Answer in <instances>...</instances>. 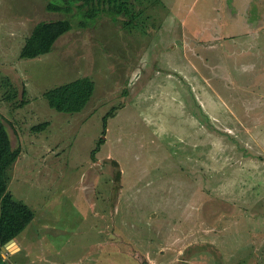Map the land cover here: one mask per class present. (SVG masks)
Listing matches in <instances>:
<instances>
[{"label":"rangeland","instance_id":"1","mask_svg":"<svg viewBox=\"0 0 264 264\" xmlns=\"http://www.w3.org/2000/svg\"><path fill=\"white\" fill-rule=\"evenodd\" d=\"M60 2L0 0L9 191L35 213L0 264H264V0H132L21 58ZM85 76L81 112L49 105Z\"/></svg>","mask_w":264,"mask_h":264},{"label":"trees","instance_id":"2","mask_svg":"<svg viewBox=\"0 0 264 264\" xmlns=\"http://www.w3.org/2000/svg\"><path fill=\"white\" fill-rule=\"evenodd\" d=\"M120 2V4H119ZM133 4L132 0H61L60 3H50L48 11L61 13L62 18L43 20L35 25L21 52V58L35 59L45 56L54 50L58 40L74 29L71 20L79 16L87 17L91 20H97L100 14L106 13L114 20L123 14L129 13V5ZM84 15V16H83ZM80 27L87 28L86 20L80 22ZM96 86L95 82L88 76L77 78L73 81L55 87L45 93L49 105L65 113L81 112L89 103L94 95ZM26 90L24 89V94ZM117 108H113L105 117L104 124L107 128V120L114 116ZM5 118L0 114V258L4 260L7 251L3 248L11 240L17 239L20 234L34 220V211L23 201L14 197L9 191L11 182V173L14 164L22 153L20 146H14L13 141L5 126ZM49 126L45 122L35 128L45 129ZM105 139L101 138L96 149L92 152L95 159L97 152L101 149ZM113 166L117 169L114 174V181L120 182L121 171L119 163L112 161ZM23 252V251H22ZM12 259L15 257L11 256Z\"/></svg>","mask_w":264,"mask_h":264},{"label":"crops","instance_id":"3","mask_svg":"<svg viewBox=\"0 0 264 264\" xmlns=\"http://www.w3.org/2000/svg\"><path fill=\"white\" fill-rule=\"evenodd\" d=\"M241 12V10H240ZM248 18V17H246ZM218 30H221L220 28H218ZM231 35H235L236 33L235 32H230ZM261 161V164L263 163L264 164V161L260 160ZM15 242H16V247H12V249H8L7 252H8V256L9 258H11V256L15 257V258H18L17 256L23 252H25V247L22 246L21 243L18 244L17 240L15 239ZM20 245V246H19ZM5 257V256H4Z\"/></svg>","mask_w":264,"mask_h":264},{"label":"water","instance_id":"4","mask_svg":"<svg viewBox=\"0 0 264 264\" xmlns=\"http://www.w3.org/2000/svg\"><path fill=\"white\" fill-rule=\"evenodd\" d=\"M15 240H11L9 243L6 244V246L3 248L4 251H7L8 249H12V247H16Z\"/></svg>","mask_w":264,"mask_h":264}]
</instances>
